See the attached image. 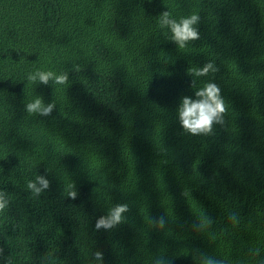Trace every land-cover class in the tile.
Segmentation results:
<instances>
[{
	"label": "trees",
	"instance_id": "16d2710c",
	"mask_svg": "<svg viewBox=\"0 0 264 264\" xmlns=\"http://www.w3.org/2000/svg\"><path fill=\"white\" fill-rule=\"evenodd\" d=\"M164 11L198 15L200 39L179 48ZM207 62L224 123L192 135L176 108ZM38 96L50 116L25 111ZM0 192V264H264V0H0ZM117 204L123 222L96 230Z\"/></svg>",
	"mask_w": 264,
	"mask_h": 264
},
{
	"label": "clouds",
	"instance_id": "9594fccd",
	"mask_svg": "<svg viewBox=\"0 0 264 264\" xmlns=\"http://www.w3.org/2000/svg\"><path fill=\"white\" fill-rule=\"evenodd\" d=\"M200 17L192 14L188 17H181L179 20L172 17L169 11L162 12L157 18V23L161 29H167L165 33L167 36L170 33V40L174 42L179 48H184L189 42L200 39V31L198 24ZM218 67L214 62H207L202 66H190L186 70L191 80V89H195L193 96H183L180 99L178 107L176 108L178 122L181 128L192 135H210L213 132L214 125H222L224 123L223 116L226 113V104L221 95L219 86L212 82H205L202 86H198L197 80L200 77L208 76L210 73H217ZM170 75V74H169ZM27 79L31 82L39 81L40 84L47 86L49 81H54L55 84L63 85L68 82V73L55 74L51 71H36L29 73ZM55 110V102L45 104L43 97H36L32 102L25 105V111L29 114H39L41 116H50ZM51 181L47 178V174L37 175L34 180L27 182V189L34 195L40 196L44 191L50 188ZM69 198L76 200L78 198L77 191L69 192ZM9 206L7 194L0 192V211L5 210ZM129 211L127 204H117L110 208L106 215L100 216L95 222L96 230H111L123 222L124 214ZM230 219L235 220L236 216L233 214ZM212 221L207 220L210 225ZM152 224L154 227L163 229L166 221L163 216L153 218ZM205 225L202 223L195 227L199 230ZM4 250L0 248V256L3 255ZM255 254H259L258 250ZM94 258L97 261L104 259L102 251H96ZM7 264H11L9 259ZM154 264H171L170 261L163 257L157 258ZM200 264H223L222 261L217 260L211 256L200 254Z\"/></svg>",
	"mask_w": 264,
	"mask_h": 264
}]
</instances>
